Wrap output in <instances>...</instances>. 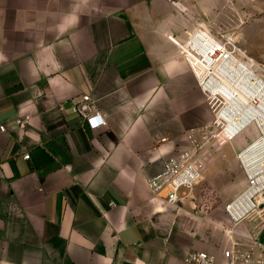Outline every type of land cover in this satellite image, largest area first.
<instances>
[{
  "label": "crops",
  "instance_id": "obj_1",
  "mask_svg": "<svg viewBox=\"0 0 264 264\" xmlns=\"http://www.w3.org/2000/svg\"><path fill=\"white\" fill-rule=\"evenodd\" d=\"M210 10L211 0H0V264H191L193 250L224 264L238 231H219L185 198L164 207L147 183L212 122L171 38L208 28ZM82 95L91 100L75 110ZM88 113L106 123L92 128ZM258 215L250 231L264 241Z\"/></svg>",
  "mask_w": 264,
  "mask_h": 264
},
{
  "label": "built area",
  "instance_id": "obj_2",
  "mask_svg": "<svg viewBox=\"0 0 264 264\" xmlns=\"http://www.w3.org/2000/svg\"><path fill=\"white\" fill-rule=\"evenodd\" d=\"M209 33L213 38H209ZM199 78L212 112L204 130L188 132L190 147L170 156L164 168L148 178V187L166 208H174L203 177L198 153L211 139L222 146L234 142L251 125L256 133L237 151L245 174V186L226 204L232 222L264 207V63L250 56L233 36H219L205 27L197 28L186 41L171 36ZM190 50V51H189ZM218 88V93L214 91ZM89 95L76 98L75 110L89 103ZM92 128L106 123L103 115L86 114ZM29 117L16 123L26 126ZM1 130L6 126L0 125ZM29 158V154H25ZM224 264H264V241L257 231L244 239L234 238L223 251ZM191 264H217L206 250H193L185 257Z\"/></svg>",
  "mask_w": 264,
  "mask_h": 264
},
{
  "label": "rangeland",
  "instance_id": "obj_3",
  "mask_svg": "<svg viewBox=\"0 0 264 264\" xmlns=\"http://www.w3.org/2000/svg\"><path fill=\"white\" fill-rule=\"evenodd\" d=\"M205 17L207 29L212 33L233 36L250 56L264 63V0H211L210 14ZM255 133L256 128L251 125L232 143L219 146L215 139H211L202 146L198 156L204 165L203 177L184 196L185 200L193 202L187 203L191 213H197L205 218V221L219 225L218 230L224 233L227 229L238 231L237 238L240 239L252 233L250 230L256 225L258 213L264 215L262 209H259L234 223L226 211V204L246 183L243 168L237 157V149L241 147L239 140L249 141ZM224 156L230 157L228 164L219 163L220 158ZM208 169L212 171L210 175L206 174ZM198 209L199 212L196 211ZM184 214L189 218L192 216L190 213Z\"/></svg>",
  "mask_w": 264,
  "mask_h": 264
},
{
  "label": "bare ground",
  "instance_id": "obj_4",
  "mask_svg": "<svg viewBox=\"0 0 264 264\" xmlns=\"http://www.w3.org/2000/svg\"><path fill=\"white\" fill-rule=\"evenodd\" d=\"M207 34L209 35V38H213L209 33H207ZM189 51H190V50H189ZM213 90L216 91V93L219 92L217 87H215V89H213Z\"/></svg>",
  "mask_w": 264,
  "mask_h": 264
}]
</instances>
